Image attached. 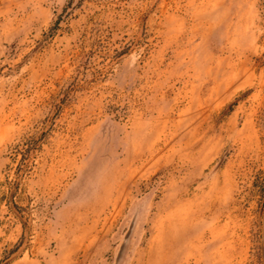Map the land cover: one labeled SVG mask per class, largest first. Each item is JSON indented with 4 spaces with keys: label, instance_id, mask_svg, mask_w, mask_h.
I'll list each match as a JSON object with an SVG mask.
<instances>
[{
    "label": "rangeland",
    "instance_id": "rangeland-1",
    "mask_svg": "<svg viewBox=\"0 0 264 264\" xmlns=\"http://www.w3.org/2000/svg\"><path fill=\"white\" fill-rule=\"evenodd\" d=\"M0 264H264V0H0Z\"/></svg>",
    "mask_w": 264,
    "mask_h": 264
},
{
    "label": "trees",
    "instance_id": "trees-1",
    "mask_svg": "<svg viewBox=\"0 0 264 264\" xmlns=\"http://www.w3.org/2000/svg\"><path fill=\"white\" fill-rule=\"evenodd\" d=\"M41 139L42 135H30L28 137H24V139H22L13 147L12 152L15 153V155H22L21 161L24 163L27 157L30 158L32 154L40 148Z\"/></svg>",
    "mask_w": 264,
    "mask_h": 264
}]
</instances>
